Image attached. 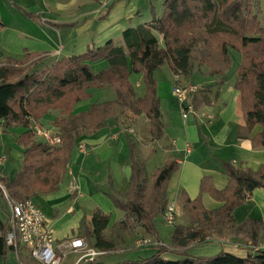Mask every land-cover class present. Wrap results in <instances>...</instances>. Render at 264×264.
<instances>
[{
  "label": "trees",
  "instance_id": "1",
  "mask_svg": "<svg viewBox=\"0 0 264 264\" xmlns=\"http://www.w3.org/2000/svg\"><path fill=\"white\" fill-rule=\"evenodd\" d=\"M253 1L165 0L159 17L151 8L148 24L123 31L122 45L109 41L99 48H89L82 56L62 58L50 65L45 57L34 54H25L21 60L7 59L0 65V120L24 129L17 138L24 149L20 171L12 178L0 179L9 198L25 202L36 195L55 193L66 176L77 140L84 134L96 133L107 121L127 127L144 115L151 138L157 140L162 135V123L154 72L167 66L173 76L189 78L194 67H204L209 76L218 77L216 85H221L232 65L229 50L241 56L234 87L241 96L246 130L260 126L262 130L254 137L253 146L264 147V30ZM3 27L0 22V30ZM98 61L106 62L107 68L94 74L87 63ZM133 75L142 76L143 96L135 90ZM104 87L115 91V100L94 103L87 111L73 114L78 103L90 99V89ZM52 111L60 114L52 122L60 144L53 147L31 131L32 123ZM126 145L131 167L127 191L123 199L106 194L122 213L114 224L116 239L105 237L109 216L95 209L90 219L82 220V234L90 247L105 256L115 251L121 235L142 229L156 239L152 255L117 264H264V251L249 252L245 257L223 251L210 257L187 253L189 244H204L209 237L221 235L225 226L235 225V209L255 189H264V164L254 172L222 162L228 177L224 190H215L210 179L203 178L196 199L182 193V211L189 223L185 227L171 225V249L162 244L155 222L159 216L164 218L167 186L178 165L168 158L149 176L144 162L137 158L132 139L127 138ZM204 193L221 206L205 210L201 200ZM7 227H1L0 259L10 250L4 242ZM235 232L255 243L264 239V224L247 219L236 226ZM165 254L177 258L168 259ZM101 259L102 256L87 264H105Z\"/></svg>",
  "mask_w": 264,
  "mask_h": 264
},
{
  "label": "crops",
  "instance_id": "2",
  "mask_svg": "<svg viewBox=\"0 0 264 264\" xmlns=\"http://www.w3.org/2000/svg\"><path fill=\"white\" fill-rule=\"evenodd\" d=\"M6 1L0 0V22L4 25L0 30V65L5 64L7 59L21 60L25 54L43 56L49 64L73 55L82 56L89 48H99L109 41L122 45L123 31L148 24L152 18L151 8L159 17L165 0H8L11 10L7 8ZM240 63L241 56L238 55L221 85H216L218 77L209 76L204 67H194L187 80L180 76L181 84H192L197 88L190 97L194 113L186 120L182 118L180 106L172 93L174 76L169 69L168 75L164 67L154 72L162 135L157 140L149 136V122L144 115H140L134 125L145 119L149 139L155 145L151 157L144 159L147 174L153 175L168 158L178 165L168 183L166 198L168 203L177 206L179 215L183 204L181 194H186L191 200L196 199L203 178H209L217 191L226 188L228 177L222 162L254 172L264 164V147L253 146L254 137L262 129L255 126L246 130L241 96L234 87ZM87 64L94 74L107 68L104 61ZM139 82L136 83L138 88ZM88 92L90 99L78 103L74 107V115L87 111L94 103L116 99L115 91L110 87L92 88ZM55 117H60V114L52 111L37 123L56 133L52 126ZM128 127L107 121L96 133L82 135L77 144L83 143L87 154H81L77 146L73 150L68 167L72 175L67 172V177L55 193L36 195L31 199L42 211L46 226L53 232L56 249L74 237H82V220L90 219L95 209L114 218L112 223H108L105 237L108 229L115 231L114 224L122 213L115 209L106 194L112 193L123 199L127 191L131 167L126 139H132L136 145V134H130L133 129ZM23 132L24 129L0 120V179L12 178L20 171L24 149L17 138ZM201 200L207 211L221 206L207 193L201 196ZM233 218L236 226L247 219L264 224V189H255L235 209ZM8 223L9 208L0 189V236L1 227H6ZM226 242L219 239L208 244L216 245L214 250L237 257L246 255L245 247L224 245ZM193 249L188 251V255L196 256L192 253ZM58 253L65 255L62 264H74L78 258V254L66 252L64 248L58 249ZM0 264L39 263L31 258L25 247H20L18 254L8 250L0 259Z\"/></svg>",
  "mask_w": 264,
  "mask_h": 264
},
{
  "label": "built area",
  "instance_id": "3",
  "mask_svg": "<svg viewBox=\"0 0 264 264\" xmlns=\"http://www.w3.org/2000/svg\"><path fill=\"white\" fill-rule=\"evenodd\" d=\"M180 75H175V84L172 90L173 96L180 106L181 116L184 120L194 113L190 97L196 92V86L181 84ZM31 131L35 137L42 139L50 146H58L60 138L57 133L46 130L36 122L32 123ZM133 133V131H130ZM78 151L86 155L87 149L83 143L77 146ZM68 175L72 173L67 170ZM0 189L9 208V223L4 236V242L8 249L18 254L20 247H25L33 260L39 264H62L64 253H58V249L64 248L66 252L78 254L74 264H87L104 255V252L96 250L88 245L82 237H74L61 246L54 247L52 230L46 226L42 211L34 205L32 200L15 202L9 198L6 190L0 183ZM179 217L177 206L168 203L164 213V221L167 225H173ZM254 253L264 251L262 246H251Z\"/></svg>",
  "mask_w": 264,
  "mask_h": 264
},
{
  "label": "rangeland",
  "instance_id": "4",
  "mask_svg": "<svg viewBox=\"0 0 264 264\" xmlns=\"http://www.w3.org/2000/svg\"><path fill=\"white\" fill-rule=\"evenodd\" d=\"M6 6L9 10L12 9L11 6H9L8 4V0L6 1ZM253 9H256V15L258 20L260 21V26L263 28L264 30V0H254L253 1ZM240 55L238 52L234 51V50H229V57L231 59V62L236 61V56ZM52 62H47L48 65H50ZM234 69V68H233ZM165 72L168 73L169 75V71H168V67L165 66L164 69ZM232 70V69H231ZM166 73V74H167ZM184 79L187 80V78L183 77ZM132 83L134 84V86H136L137 81H140V86L138 88V86H136L135 90L137 91V93L142 94L144 93V85H143V79L141 75H133L131 77ZM145 119H140L138 121V123H136V125H130L128 128H132L134 132L136 133H130V134H136L135 135V143L137 145V158L139 161H143L145 162V158H150L152 153L154 152L153 150H155V145L152 143L151 139H149L148 136V132L146 130V126H145ZM37 123V122H36ZM38 124V123H37ZM41 126V125H40ZM42 127V126H41ZM124 127V126H123ZM46 129V128H44ZM120 129H122V127H120ZM48 130V129H46ZM130 130H128L129 132ZM132 131V130H131ZM39 139V138H37ZM79 144H77L78 146ZM149 176H151L150 174H148ZM67 177V172H66V176ZM179 215V217L176 219L175 221V225L178 224L182 227L188 226V219L185 216V214ZM109 223H112V221L114 220L113 216L109 215ZM187 219V220H186ZM157 221L155 222L156 224V229L158 232V236L161 237L164 242L161 240L162 244L168 248H172L171 246V241L169 240L170 235L173 231V226L171 225H167L164 221L163 216H159L157 219ZM235 228L236 225L234 224H230L228 226H225L222 230H221V235H217L215 234L214 238L211 239L210 237L208 238V241L205 242L204 244L201 245H194V244H189V248L187 249V253L188 251L192 250V253L195 254L196 256H206V257H210L213 256L217 253H219V250H214V245L212 244V246L210 244H208L209 242H216L219 239H225L227 240L226 243H224V245H235L237 247L243 248L245 247V251H246V255L250 252V253H254L253 249L251 248V246H262L264 247V239L259 238L255 243L251 242L249 240H247L244 236H242L241 234H238L237 232H235ZM83 232V229H81V234ZM115 231L111 228L108 229L106 234V237L108 239L114 237L116 239V233ZM221 236V237H220ZM82 237L84 238L85 236ZM117 245L115 248L114 252H111L107 255H103L101 261L105 264H117L120 263L122 261L125 260H136L138 257H149L151 253V251L153 250V246L157 245L156 239L153 236L147 235L142 229L137 230L135 233L133 234H124L121 235V238H117ZM170 241V242H169ZM155 249V248H154ZM244 250V249H243ZM215 251V252H214ZM218 251V252H217ZM245 255V256H246ZM165 257H176L173 254H165ZM244 256V257H245Z\"/></svg>",
  "mask_w": 264,
  "mask_h": 264
}]
</instances>
